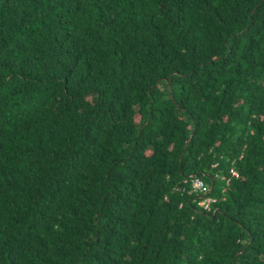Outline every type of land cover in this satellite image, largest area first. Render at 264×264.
<instances>
[{
  "label": "trees",
  "instance_id": "obj_1",
  "mask_svg": "<svg viewBox=\"0 0 264 264\" xmlns=\"http://www.w3.org/2000/svg\"><path fill=\"white\" fill-rule=\"evenodd\" d=\"M0 264H264V0H0Z\"/></svg>",
  "mask_w": 264,
  "mask_h": 264
},
{
  "label": "built area",
  "instance_id": "obj_2",
  "mask_svg": "<svg viewBox=\"0 0 264 264\" xmlns=\"http://www.w3.org/2000/svg\"><path fill=\"white\" fill-rule=\"evenodd\" d=\"M232 174L237 176V173L233 170ZM227 184H229V180H226ZM184 185H188L186 190V186H183V190L187 191L189 194L195 195L193 197L194 202L197 203V206L205 211H210L212 209L213 204L217 202V199L209 196L211 191V186L206 184L200 177L196 175H188L183 180ZM178 190V188H177Z\"/></svg>",
  "mask_w": 264,
  "mask_h": 264
},
{
  "label": "water",
  "instance_id": "obj_3",
  "mask_svg": "<svg viewBox=\"0 0 264 264\" xmlns=\"http://www.w3.org/2000/svg\"><path fill=\"white\" fill-rule=\"evenodd\" d=\"M170 86H171V85H170V83H169V84H168V90H169V93H170ZM188 142H189V141L186 142V145L188 144ZM186 145H185V146H186Z\"/></svg>",
  "mask_w": 264,
  "mask_h": 264
}]
</instances>
